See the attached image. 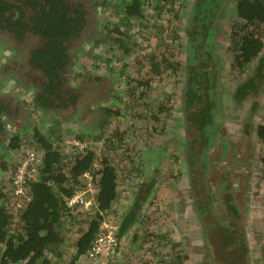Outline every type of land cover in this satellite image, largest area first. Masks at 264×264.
I'll use <instances>...</instances> for the list:
<instances>
[{"label":"trees","instance_id":"trees-1","mask_svg":"<svg viewBox=\"0 0 264 264\" xmlns=\"http://www.w3.org/2000/svg\"><path fill=\"white\" fill-rule=\"evenodd\" d=\"M116 1L117 19L112 29L105 33L104 26L100 27V23L95 22L100 18L94 12L97 7L91 8L87 0H0V35L9 37L15 48L25 51L26 58L21 65L24 68V85L35 90L32 102L39 107L69 110L82 96V91L70 86L67 78L72 66V50L79 42L95 46L108 44L105 56L111 54L103 59L105 68L119 66L115 62L119 58L118 52L122 53V67L127 66L125 56L130 55L132 62L135 59L134 66H144L150 79L160 75V81H163V78L177 74L182 66L179 84L185 137L182 154L195 212L218 264H249L243 215L236 205L238 202L235 201L234 193L222 177L217 183V198L209 177L208 159L215 142L220 138L218 121L222 116L214 20L219 9H225L224 2L193 0L185 23V38L176 34L177 38L173 39L176 48L170 46L172 43H163L156 50L143 39L150 34L161 37L162 33L168 34V28L164 26L168 17L164 18V15L177 16V8L173 9L176 0ZM234 12L236 20L232 26L231 50L234 52L235 67L257 63L254 75L237 86L235 96L243 100L249 92L256 91L264 79V0H235ZM138 18H145L147 24L135 23ZM141 26L145 28L142 33ZM127 37L132 45L127 44L126 47ZM163 40L161 38V43ZM183 42L188 47L189 55L184 65H181L175 54ZM84 77L87 79L91 76L88 72L84 73ZM127 78L136 80L129 73ZM130 88L127 90L131 93L133 90ZM145 90H150L149 84ZM132 95L135 96L134 92ZM121 98L118 94L119 102H124ZM13 99H16V104H13ZM24 104L17 98L0 96V150L6 143L4 154L8 151L15 154L14 163L8 171L10 176L26 150L40 152L42 159L36 178L29 182L30 199L23 207L14 206L11 178L8 185H0V264H38L41 258L42 264H48L45 251L49 247L65 245L73 248L71 264L77 263L86 258L87 248L100 231L103 215L108 214L117 197L119 173L110 160V153L115 152V143H119L122 137L117 136V122L110 120V117L117 115L118 109L101 106L100 110H104L107 117L103 125L96 128L98 133L90 139L83 137L79 131L72 134L71 139L84 145L80 148L78 145H67L65 141L70 139L66 137L57 136L54 139L51 138V132H38L39 128L35 126L30 137L21 136L17 131L7 132V121L14 123V114ZM165 109L164 104L159 102L152 112L147 108L145 110L151 114L153 121H158L162 119L160 115L165 114L162 113ZM1 116L6 120L1 119ZM257 127V135L264 142V121ZM26 141L28 146H24ZM222 146L224 148L225 143ZM65 156L68 158L64 159ZM6 167V160L0 159L1 174ZM88 170H93L96 179L93 186H97L93 213H87L80 207L67 206V199L77 189L84 187L79 179ZM142 185L133 187L137 193L134 201L138 206L147 199L153 184L144 183L147 188ZM218 201L221 207H217ZM220 208L223 216L217 211ZM132 213L127 211L121 222L118 221L116 245L122 233L134 221ZM87 217L92 219L88 221ZM78 220L79 225L85 224V228H81L78 236H74L75 239L69 244L71 238L64 226L70 221L76 225ZM116 245L108 257L98 262L108 264V260L115 255Z\"/></svg>","mask_w":264,"mask_h":264},{"label":"rangeland","instance_id":"rangeland-1","mask_svg":"<svg viewBox=\"0 0 264 264\" xmlns=\"http://www.w3.org/2000/svg\"><path fill=\"white\" fill-rule=\"evenodd\" d=\"M87 1L91 8L97 7L94 12L100 18L95 22L100 23V27L104 26L107 33L117 19L115 5L118 1ZM96 1L99 4H95ZM222 1L225 9H219L214 20L222 116L218 121L220 138L215 142L208 159L210 184L218 198V180L222 177L226 179L243 215L248 263L264 264V142L256 132L257 126L264 121V79L256 91L249 92L243 100L235 96L237 86L254 75L257 63L235 67L234 52L231 50L232 26L236 20L235 0ZM192 2L176 0L173 9L177 8V16L164 15V18L168 17L164 25L168 28V34L162 33V37L150 34L143 40L156 50L163 43H172L170 46L176 48L173 39L177 38L176 34L185 38V23ZM145 20L138 18L135 23L146 25ZM262 27L264 35V25ZM161 38H165L162 43ZM11 42L9 37L0 35V96L6 99L17 98L25 104L14 114V123L7 121V132L17 131L21 136L30 137L35 126L39 128L38 132H51V138L54 139L61 136L71 140L72 134L78 131L90 139L98 133L96 128L102 126L107 117L104 110H100L101 106L118 109V114L110 117V120L117 122V136L122 137L119 143H115V152L110 153V160L119 173L117 197L107 215L116 222L127 211H132L134 221L120 236L115 255L108 260V264H218L206 241L188 188L187 167L182 154L185 140L183 113L179 103L182 66L177 74L163 78V81H160V75L150 79L144 66H134L135 59L132 62L130 55H124L127 66L122 67V53L118 52L119 58L115 62L119 66L105 68L103 59L111 54L105 56L108 44L95 46L79 42L72 50V66L67 78L70 86L82 91V96L69 110L45 108L32 102L35 90L24 85V68L21 66L26 58L25 51L15 48ZM125 43L126 47L132 45L129 38ZM188 55V47L183 42L176 49L175 56L184 65ZM88 72L91 77L86 79L84 73ZM262 72L264 74V70ZM128 73L136 80H128ZM148 84L150 90H145ZM130 87L133 90L131 93L127 90ZM133 92L134 97L131 96ZM118 94L124 102H119ZM159 102L164 104L166 109L162 113L165 114L160 115L161 120L153 121L145 109L152 112V108ZM16 103V99H13V104ZM1 119L6 120L3 116ZM4 147L6 143L0 150V159L6 160L8 170L0 173L2 186L8 185L11 174L8 171L15 159L12 151H8V155L4 154ZM144 183L153 184L152 190L138 206L134 201L133 187L136 184L145 186ZM217 207H221L220 201ZM217 211L223 216L221 208ZM90 212L93 213L94 209L87 211ZM91 219L87 217L86 220ZM71 222L64 226L71 238L69 244L78 236L80 229L85 228V224L79 225L80 220L76 225ZM72 251L71 245L49 247L45 251V258L48 264H71ZM42 260L39 259L38 264H42ZM73 264L99 262L82 258Z\"/></svg>","mask_w":264,"mask_h":264},{"label":"built area","instance_id":"built-area-1","mask_svg":"<svg viewBox=\"0 0 264 264\" xmlns=\"http://www.w3.org/2000/svg\"><path fill=\"white\" fill-rule=\"evenodd\" d=\"M65 143L67 145H78L80 148L83 147V144L75 139L66 140ZM41 159L40 152L26 150L10 176L12 194L15 197L14 206L16 208L23 207L30 199L28 185L31 180L36 178ZM79 180H82L84 187L77 189L67 199V206L80 207L89 212L93 210L96 204L94 194L97 186H93V183L96 182L93 170L84 171ZM100 222V231L96 234L95 239L86 250L85 257L91 262H98L101 258L108 257L113 252L117 241L116 233L119 231V222H115L110 215H103ZM99 264H105V262Z\"/></svg>","mask_w":264,"mask_h":264},{"label":"flooded vegetation","instance_id":"flooded-vegetation-1","mask_svg":"<svg viewBox=\"0 0 264 264\" xmlns=\"http://www.w3.org/2000/svg\"><path fill=\"white\" fill-rule=\"evenodd\" d=\"M234 25H235V24H234ZM234 25H233V26H234ZM136 194H137V193H135V195H136ZM141 203H142V202H140L139 204L141 205ZM123 216H124V215H123ZM123 216H122V217H123ZM121 219H122V218H121ZM121 219L119 220L120 222H121Z\"/></svg>","mask_w":264,"mask_h":264}]
</instances>
